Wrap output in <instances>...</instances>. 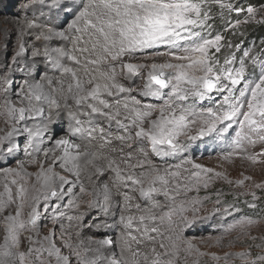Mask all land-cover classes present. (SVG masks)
<instances>
[{
	"label": "snow or ice",
	"instance_id": "1",
	"mask_svg": "<svg viewBox=\"0 0 264 264\" xmlns=\"http://www.w3.org/2000/svg\"><path fill=\"white\" fill-rule=\"evenodd\" d=\"M213 7L220 9L221 16L224 15L225 9L229 13L234 11L237 15L246 11L247 15L243 21L240 19L234 22L227 21L226 31L235 30L241 24L255 20L258 12V9L251 5L245 10L241 7H234L226 0H88L68 27L81 31L77 28V24L83 21V30L91 31V48L96 53L94 59L86 62L97 68L106 65L108 70L99 72V76H92L86 82L92 86L86 88L85 82L78 78L77 72L72 67L61 65L59 60L51 54L46 53V55L54 67L58 70L62 69L64 74L71 75L74 83L68 84L67 94L72 96L77 106L86 104L91 113L105 117L110 123L115 121L117 127L126 134L118 136V140L131 139L132 130H134L137 141H146L150 145L151 152L158 158L183 154L192 142L226 133L234 126H236L234 143L237 147L245 140L254 143V136L264 141V60L252 56L251 50H244L238 61L232 53L230 56H225L221 62L217 54L225 46V38L219 32L213 35ZM261 9H264V5ZM257 22L264 23V19ZM31 26L32 24H29V27ZM51 36L65 38V33L50 30L49 35L44 36L43 39L47 40ZM79 39L81 37H77V40ZM227 47L239 49L240 45H233L228 41ZM20 51H23L22 45ZM79 51L88 52L89 50L82 48ZM53 52L77 64L80 63L76 56L66 51L53 49ZM19 54L18 52L17 55ZM138 55L151 59L153 62L133 63V58ZM160 58L166 59L157 62ZM246 61L259 66L258 75L249 76L247 74ZM237 63L238 66H236ZM117 65L122 70H126L130 77L139 76L146 70L143 87L138 92L141 99L131 96L133 90L117 82ZM46 83L51 85L52 80L46 79ZM59 83L63 92L64 82L61 80ZM4 92L7 93V88ZM125 93L128 94V98L123 101L122 107L127 115L123 119H118L121 116V100L118 97ZM105 94L108 97H114L115 94V105L102 98ZM22 99L27 102V107H16L5 99L2 106L4 115L14 123L22 124L23 127H11L7 133L0 136V146H3L6 141L11 143L12 138L18 133H24L27 139L23 151L27 155L39 154L42 151L40 145L43 143V138L49 131L48 124L43 119L45 108L42 105L57 110L60 106L57 99L45 90L43 82L28 83L26 81ZM149 99L158 102L152 103ZM206 100L211 102L207 107L200 103ZM113 108L115 111L112 110ZM69 117L73 121L68 129V137L71 139L65 137L54 140L55 146L62 149V154L56 157L54 163L59 162V166L71 173L75 179H69L56 173L51 167L44 169L41 166L40 172L35 176L39 187L34 188L33 206L27 220L22 218V209L28 189L24 184H18L16 179L10 181L11 185L17 186L16 194L20 198V205L14 215L10 213L3 217L4 235L3 242L0 243V264H72L70 256L75 257L76 264H126L125 261L115 258V254L104 255L102 251L104 246L113 244L110 238L88 239L89 246L84 247L83 252L79 250L84 245L83 240L75 245L65 240L64 247L71 249L69 256H65L61 248L56 246L54 229L43 237H39L37 233L36 240L29 236L27 238L30 241L29 246L26 250L21 249V232L32 231L36 228L40 217L37 205L42 202L47 211L50 207V200L72 194L76 187H79L81 193L86 191L79 179V162L82 158L95 157L96 154L87 150L81 152V145L74 143L73 140L77 138L91 140L97 128L92 126L91 121L88 122V126H85L74 112H69ZM38 118V122L28 126L27 121H37ZM47 119L50 121L51 116L49 115ZM99 134L102 137L105 136L104 128H99ZM49 142H53L51 138ZM105 143H110V141L105 140ZM17 150L18 146L15 144L6 148L9 154ZM43 151L47 156L50 150ZM140 151L144 159L132 167L150 169L149 173H142L145 178L123 175L118 165L113 167L114 161H109L107 167L115 173L117 181L139 186L142 198L150 200L154 194L162 193L172 202L167 210H164L163 206L158 203L153 204L154 208H161L162 214L159 216L149 212L139 217L123 215L119 217V223L125 229H132L136 221L143 225V228H136L135 231L147 235L159 231L157 227H150L149 223L167 221L171 225L174 222V216L184 213L187 205L196 204L199 201L193 198L188 201L181 200L177 204L176 199L180 192L187 193L192 188L188 184L179 182L181 175L179 171L165 170L161 173L159 168L148 159V153L143 149ZM232 155L233 153H228L225 158H230ZM260 155H264V151ZM131 158L132 154L129 152L128 161ZM248 159L255 162L257 157L253 155ZM182 163L192 164L194 171L187 179L195 182L197 190L199 186L204 188L209 186L208 174L213 172L212 169L195 164L190 159ZM176 167L179 168L180 165ZM95 171L102 175L104 170L97 166ZM5 175H13L23 180L25 176L31 174L25 172L23 165L20 164L18 169H7ZM215 175L220 176L221 174L215 173ZM145 180L147 187H145ZM170 180L177 181L171 189L169 188ZM237 183L242 184L243 181H237ZM157 184L160 187H157ZM257 187H264V185H257ZM90 195L93 197L87 201L90 207L107 210L112 196L109 184L105 183L94 188ZM13 202V189L9 183H5L4 192L0 193V212H3ZM65 207L77 208L79 205L75 199H69ZM64 215V212L56 208L52 219L55 221ZM68 219L71 221L72 217ZM181 220L185 226L191 223L182 215ZM255 223L257 221L245 219L239 221L237 225H231L230 228L237 226L244 228ZM127 236L130 240H136L131 232H128ZM121 239L123 240V237ZM250 239L257 238L250 236ZM178 241L179 237H176L171 242L170 248L161 243L162 252L152 248L151 257L139 249L131 251L133 264H140V258L145 264H177L180 252ZM124 242L127 244V241ZM256 247H264V244L256 245ZM192 250V243L186 242L185 251L191 253ZM197 255L205 254L197 250ZM211 256L216 261L223 260L224 264H232L230 257H238L242 264H264V254H257L253 258L250 249L225 253L222 257L215 253Z\"/></svg>",
	"mask_w": 264,
	"mask_h": 264
},
{
	"label": "bare ground",
	"instance_id": "2",
	"mask_svg": "<svg viewBox=\"0 0 264 264\" xmlns=\"http://www.w3.org/2000/svg\"><path fill=\"white\" fill-rule=\"evenodd\" d=\"M3 0H0V2ZM40 1V0H39ZM57 1V0H56ZM68 3V13H72L76 8H79L82 0H66ZM71 1V2H69ZM84 1V0H83ZM86 0L84 3H87ZM83 3V4H84ZM52 4V3H51ZM50 4V5H51ZM83 4L77 11V14L73 17L71 14L70 19L72 21L76 18L79 12L83 8ZM23 7V6H22ZM52 7V6H51ZM35 6H32L27 9H22L20 18H15L16 16L8 15V17H0V136L7 133L11 127L22 128V124H17L11 121L6 115H4L3 111V104L5 99L9 100L12 104L16 107H27V102L22 99L23 96V88L25 82L33 83V82H43L45 83V90L50 92L51 95L57 99L59 103V110L54 108H49L47 105H42L45 108V116L44 121L47 122L49 131L43 138V143L40 145L42 153L40 156L39 154L33 153L32 155H27L23 149L26 144V134L18 133L15 135L11 143L5 142L3 146H0V162H5V160H11V166H16L14 169H18L19 162L23 163L26 167L27 173L31 174L30 176H25L24 178L29 179L33 185V191L30 195H26L24 200L23 209H29L31 212L32 208V196L35 195L34 188H38L39 184L37 183L35 176L41 170V166L44 169L51 167L55 169L59 166V162L54 163L56 161V157L62 154V149L57 148L54 144L55 139H59L57 137L65 138L68 137V129L70 124L73 123L71 118L69 117V112H74L77 114V118L82 121L85 126H88V122H92V126L97 128V132L94 134V138L88 140L87 138H77L73 140L74 143H79L81 145L80 151L84 152L87 150L88 152L95 153V157H86L80 160V181H82L83 187L86 189L85 192L81 193L79 187L73 189L72 194H66L60 198L54 199L59 200V203H63L67 205L69 199H75L79 207L77 208H63V212L65 215L57 220H69L68 217H72L70 223H67L66 226L70 228V232H72L73 237H69L67 241L72 243L73 245L78 244L81 240L84 241V245H88V239H95L100 240L104 238H110L113 241L112 245L104 246L102 251L104 252L105 256H108L107 252H116L119 255L118 259H121L126 262V264H133V258L131 256V251H135L139 249L141 252L149 250L151 253V249L155 248L158 252H162L163 249L160 248V244L163 243L166 247L170 248L171 242L176 238L179 237L178 235V228L176 227L178 216L173 217V223L171 225L168 224L167 221L164 223H149L150 227H157L159 231L157 233H149L147 235H142L141 232L135 231L136 228H143V225L139 224L138 222L134 221L132 229H125L119 223V217L123 216H132V217H139L140 215H147L149 212L159 216L162 214V210L159 207L154 208L153 204L158 203L159 205L163 206L164 210H167L168 207L172 205L170 203H163L161 200L160 194H154L152 199H144L140 196L139 193V186L132 185L131 183L125 184L124 182L117 181L115 178V173L110 170L107 165L109 161H114L113 167L117 165L120 167L123 175H132L136 178H145L142 176V173H145L144 168L135 167L133 168L132 165H137L138 161L143 160L144 157L141 153V149L144 152L145 148L142 145V142H138L135 135L134 130H132L133 135L131 139H126L124 141L118 140L117 137L121 135H126L122 129L118 128L115 121L109 122L105 117L93 114L88 109L87 105H80L77 106L75 101L73 100L72 96L67 94V87L69 83H74L70 74H64L62 69L58 70L54 67L53 63L48 59L46 53L53 55L54 58L58 59L60 64L66 63V66L72 67L78 75V78L81 81L85 82L86 88H91L92 85L87 84L86 82L92 76H99V72L107 71L106 65H101L99 68L97 66L88 64L86 61L90 59H94L96 57V53L92 51L91 44V31H84L83 30V21H80L77 24V28L81 29V31H76L75 29H69V24L66 28L62 31L65 33V38H61L59 36H51L49 39H43L44 36L49 35V31L52 32H59L55 28H47L41 29L39 33H35L41 28L40 25L37 23H33L28 21L26 18L27 12L29 9H34ZM38 8V7H37ZM42 9V8H41ZM40 9V10H41ZM50 9V8H49ZM38 10V9H37ZM58 12V19L56 28L58 25H61V19L65 14L68 13L61 12L60 10H56ZM14 12V11H13ZM54 10L51 11L53 14ZM61 12V13H59ZM17 13V12H16ZM19 15V14H18ZM41 15V14H39ZM54 16V15H53ZM39 17V16H38ZM37 17V18H38ZM56 15L54 16V18ZM48 19V18H47ZM42 20V19H40ZM29 24H32L29 27ZM42 25V24H41ZM63 25V24H62ZM70 34V38H67V35ZM39 37V39H38ZM77 37H81V39L77 40ZM21 45L23 46V51H20ZM88 48V52H81L79 49ZM12 50V54L10 57H7V53L9 50ZM53 49H60L66 51L70 55H74L80 61L79 64L75 63L74 61L68 60L66 57H60ZM20 53L17 55V53ZM34 53H36L34 55ZM29 54V58L27 55ZM127 59V58H125ZM142 57L137 56L133 58V63H141ZM28 65L33 66V69H29ZM38 70H41V76L38 81L35 80V76L38 75ZM43 72V73H42ZM122 70L117 65V82L124 84L125 87L134 90V92L138 95V92L141 90L140 82L142 73L137 76L136 81H134L133 85H125L126 78H128L123 73ZM51 79L52 84L48 85L46 83V79ZM63 81V92L61 91V84L59 81ZM6 81V83H5ZM14 81L17 84H14ZM103 82V81H100ZM18 83L20 86L18 87ZM7 88V93L4 92V89ZM55 89V91H53ZM65 96H67V100H65ZM140 98V96L138 95ZM107 99L110 104L115 105V94L114 97H108L106 94L102 97ZM121 100L120 112L121 116L118 119H123L127 113L122 107L123 101L128 98L127 93L122 94V96L118 97ZM92 102V101H89ZM97 106L98 102H97ZM115 111V108L112 109ZM51 116V120L49 121L47 118ZM7 121V123H6ZM29 120L27 121L28 126H31L32 123L38 122ZM104 128L105 136H101L99 134V128ZM53 131V134H51ZM61 131H64L60 134ZM51 132V133H49ZM22 137L23 143L18 142V139ZM49 138L53 142H49ZM71 139V137H68ZM105 140L110 141V143H105ZM136 143L138 145H136ZM145 143V142H144ZM15 144L18 146V150L12 153H7L6 148ZM131 145V147H129ZM50 150L47 156L44 155L43 150ZM123 149V151H121ZM131 152L132 158L128 161V153ZM36 155L37 160L34 161L33 158ZM153 157V156H150ZM149 158V157H148ZM127 161V163L125 162ZM58 165V166H57ZM3 167L1 169L2 175L4 172L9 169V167ZM102 167L103 174H97L95 171V167ZM147 172V171H146ZM60 175L66 176L69 179H75V177L62 169L59 173ZM1 175V176H2ZM23 175V173H21ZM20 179V178H19ZM109 184L111 188L112 196L109 201L107 210H103L101 208L90 207L87 204V201L93 199L92 193L94 188L100 187L102 184ZM10 187L13 189V185L10 184ZM29 185V184H28ZM158 185V184H157ZM67 187V186H66ZM145 187H147V182L145 180ZM4 192V185L0 189V193ZM17 190L13 189V199L14 202L10 204L8 207L5 208L3 212L0 213V217L3 218L8 214L14 215V208H17L20 205V198L16 194ZM182 198L181 200H183ZM51 201V200H50ZM178 201V200H177ZM57 203V202H56ZM41 205V207H40ZM51 205V204H50ZM139 206V207H137ZM38 210L40 212V220H53L52 217L54 215V211H51V206L45 211L43 207V203L41 202L37 205ZM59 207V206H58ZM60 208V207H59ZM53 209V208H52ZM113 209V210H112ZM62 210V209H61ZM66 210V211H65ZM112 210V212H111ZM92 213V214H91ZM93 215V220L90 221L89 224H83V220L85 217ZM118 217L113 222H108L107 219L113 220V217ZM63 218V219H62ZM63 222V221H62ZM58 224V223H57ZM50 226V225H49ZM117 226L120 227L118 231L115 232ZM38 225H36V228ZM64 227V226H63ZM36 228L34 230H36ZM48 226H44L42 231H48ZM52 229L49 230V232ZM129 230V231H128ZM1 231H3L2 224H0V236L2 235ZM33 232V230H32ZM98 233H104V235H96ZM131 232L132 236L136 237V240L128 239L127 233ZM78 233H80L78 235ZM42 234V233H41ZM88 234V235H87ZM77 235L78 237H76ZM123 237V240L121 239ZM151 237V238H149ZM59 239V238H58ZM62 239V238H61ZM34 240V239H33ZM124 241H127L125 244ZM180 243V240L178 241ZM0 243H2L0 241ZM83 245V246H84ZM130 245V249H129ZM57 247H60L62 250V254L65 256H69L71 249L64 247V242L56 243ZM83 246L79 249L83 252ZM89 246V245H88ZM95 247V245H91V247ZM73 264H76V260L74 256H70Z\"/></svg>",
	"mask_w": 264,
	"mask_h": 264
},
{
	"label": "rangeland",
	"instance_id": "3",
	"mask_svg": "<svg viewBox=\"0 0 264 264\" xmlns=\"http://www.w3.org/2000/svg\"><path fill=\"white\" fill-rule=\"evenodd\" d=\"M85 1L86 0L81 2L79 8ZM226 2H230V0H226ZM233 5L234 7L244 8L245 10L249 6V5L238 6L236 4ZM262 5L264 4H260L258 6L251 5L257 8L258 12L255 20L250 21L248 23L251 22L255 23L257 21H260L262 18H264V9H261ZM32 6H35L36 8L28 10L27 12L28 17L26 19L35 24L37 23V25L41 26V28H39L38 31L35 32L36 34L39 33L41 29H47V28L50 29L55 28L57 31H62L64 28L67 27L69 22H71L70 16L72 13H74V11L72 13H68V10H66L68 9L67 7L68 3L66 0H57V1L56 0H40V1L39 0H3L0 2V17H8V15L14 14L16 16L15 18H20V14L22 12L21 10L23 8L27 9ZM79 8H76V10L78 11ZM52 10H54V12H52L53 14H51ZM56 10H60L61 12L68 13L67 15L65 14L63 21L62 19L60 20L61 25H58L59 26L58 28H56L57 25L56 20L58 19L57 18L58 12ZM76 10L75 13L72 15L73 17L77 14ZM218 10L220 11L219 8ZM225 10L228 11L227 9ZM229 14L231 18L227 19V21L230 20L232 21L234 18H241L240 20L243 21L247 15L246 11L242 12L239 15H237L234 11ZM53 15L54 16L56 15V17L54 18ZM243 24H241L235 30L229 29L227 31L225 30L227 28L226 25L225 29H223V31L220 33L223 36L225 35L237 36V33L239 34V32H235V31H238L239 28L244 29L245 27L243 26ZM67 38L68 39L70 38V34L67 35ZM228 41H230L233 45L239 44L240 45L239 49L243 51L245 50L243 49L244 47L241 43L233 42L230 39L229 40L225 39V46L222 48V50H226L227 54L220 56L219 54H217L220 57L221 62H223V58L225 56H230L232 53L235 54V50H238L237 48L229 49L227 47ZM11 54H12V50L10 49L7 53V57H10ZM149 55H151V53H149ZM138 56L142 57L141 63L153 62L151 59H145L144 56L142 55H138ZM29 57L30 56L28 54L27 58ZM162 59H166V58H160L157 60V62H161ZM246 64H250L252 66V69L250 71H248L247 69V74L249 76H253L254 74L256 75L259 74L260 68L258 65H253L251 61H246ZM62 65L66 66V63L64 62L62 63ZM236 66H238V63ZM28 68L33 69V66L28 65ZM37 72L38 75L35 76L36 81H38L41 76L40 74L41 70H38ZM125 72L126 70H124L123 73L125 74ZM145 75H146V70L142 72V76L140 78L141 89L144 84ZM127 77L128 78L124 80L125 85L127 86L128 84L133 85L134 81H136L137 79V76L135 77L127 76ZM14 84H17V82L14 81ZM19 86L20 83H18V87ZM131 96H135L137 99H141V97L139 98L138 95L134 92V90L132 91ZM149 102L157 103L158 101L154 99H149ZM200 103L203 106L207 107L210 105L211 102L206 100ZM51 132L49 133L53 134V131ZM62 132L64 131H61L60 134ZM193 134H195V131H193ZM57 138L61 139V136ZM235 138H236V126H234L233 129H230L226 133L204 137L203 139L192 142L189 145L186 152L183 154H179L175 157H165V158L156 157L151 152L150 145L146 141L145 143L142 142L145 151L148 153V157H149L148 159L152 162V164H154L159 168L161 173H163L165 170L179 171L181 174L179 182L188 184V186L192 188V190L187 193L181 191L176 199V203L177 204L180 203L182 198H184L183 199L184 201H188L193 198H196L199 201L196 204L187 205L185 212L179 214L178 216L176 227L178 228V235L180 240V252H179V259L177 261V264H224L223 260L220 261L214 260L211 256L212 253H215L218 256L222 257L225 253H236L250 249L253 258L257 254H264V247H256V245L264 244V214L262 215L260 214L258 217L255 216L234 217V212L230 211L229 207L226 205L227 203H225V200H228L229 198H233L235 199L234 201L240 200V202L244 204L243 207L246 206L249 207L250 204L247 202H251V204H253L254 203L253 201L255 200V198L258 197L259 194L260 195L264 194V187H257V185H264V155H260V153L264 151V141L254 136L253 137V140L255 141L254 143L245 140L239 145V147H237V145L234 143ZM22 140H23L22 137H20L18 139V142L23 143ZM136 145L138 144L136 143ZM228 153H233V155L230 158L226 159L225 157L228 155ZM41 154L42 153H40L39 156ZM253 155L257 157L255 162L248 159L249 156H253ZM189 159L195 164H200L206 168L213 170L212 173L208 174L210 177V183L207 188H204L203 186H199L197 190L195 186V182L189 181L187 179L190 176L191 172L194 171V169L192 168V164L182 163V162ZM33 160L34 161L37 160L36 155L34 156ZM12 163L11 160H5V162L4 161L0 162V189L3 187V185H5V183H9L11 180L16 179L18 181V184H24V186L28 189L27 196L30 195L33 191L32 190L33 185L29 179L24 178L23 180H21L19 179V177L13 175L6 176L5 172L2 175L1 169H3V167L11 166ZM20 164L23 165V168L26 171V167L24 166V164L19 162V165ZM177 165H180V167L177 168L176 167ZM15 167L16 166L13 167L11 166L9 168L14 169ZM53 171L56 173H60L62 171V168L58 166L57 168L53 169ZM144 171L145 173H149L151 170L145 167ZM215 173H220L221 175L216 176ZM246 177L248 179H246ZM237 181H243V183L238 184ZM176 182L177 181L170 180L169 188L170 189L173 188L174 183ZM156 186L160 187L159 184ZM13 189L17 190V186L13 185ZM160 195L163 203L171 202L162 193H160ZM58 202L59 200L49 201V204H51L50 205L51 211H54V209L59 207L61 212H63V208L67 210V208L65 207L66 205H64L63 203L58 204ZM228 205L230 206V204ZM16 209L17 208H14V214ZM29 213H30L29 209L28 210L22 209V218L27 220ZM181 215L191 223L185 226V224L181 220ZM117 218L118 217H116L115 215V217H113V220L107 219V221L111 223L115 221ZM245 219H252L254 221H257V223L244 228H241L239 226L230 228L231 225H237L239 221ZM89 220L90 221L93 220V215L85 217L83 220V224L91 223ZM67 223H70V221L66 219L55 220V221L50 219L47 220L43 219L37 221L38 227L36 228V230H33V232L27 230L21 232V240H22L21 249L26 250L27 247L29 246L30 241L27 239L29 236H31L32 239L36 240L38 238L37 233H39V237H43L44 235H47L49 233L50 229L55 230V243L61 241L64 242L65 240H68V238L73 237V235L72 232H70L71 231L70 228L66 226ZM0 224H2V227H4V219L1 217H0ZM44 226H48V229H46L48 231H42ZM119 229L120 227L117 226L114 233L116 234V231H118ZM1 233L2 235L0 236V241L3 242L2 237L4 235V231H1ZM96 235H104V233L96 232ZM75 236L78 237L77 235ZM250 236L256 237L257 239L252 240L250 239ZM188 241H190L193 245V250L191 253L185 251L186 242ZM84 247H88V245L87 244L84 245L83 249ZM197 250H199V252L201 253H204L205 255L203 256L197 255ZM144 252L148 253L149 256L151 257V253L149 252V250H146ZM107 253L108 256H112L113 254H115V258L117 259L119 258L118 256L119 254L116 252L109 251ZM230 259L232 260V264H242V261L238 257H230ZM140 264H145L142 258H140Z\"/></svg>",
	"mask_w": 264,
	"mask_h": 264
},
{
	"label": "trees",
	"instance_id": "4",
	"mask_svg": "<svg viewBox=\"0 0 264 264\" xmlns=\"http://www.w3.org/2000/svg\"><path fill=\"white\" fill-rule=\"evenodd\" d=\"M232 4L236 5H253L258 6L260 4H264V0H230ZM212 12L214 15V19L212 21L213 24V34H216L217 32H222L223 29H225L227 25V19L231 18L228 11L224 10V15H220V11L218 10V7H213ZM236 19L241 18H234L232 21H235ZM264 19V18H262ZM261 19V20H262ZM260 20V21H261ZM231 21V20H230ZM245 27L244 29L239 28L237 33V36H224L226 40H231L233 42H238L243 45V49L245 50H251L250 54L255 57H259V59L264 60V23L260 22H251L243 24ZM241 32V33H240ZM243 50H235V56L237 60L243 55ZM226 50H221L219 53L220 55H226ZM248 71L252 69V66L250 64H246ZM233 198H229L228 200H225L226 205L229 207L230 211L234 212V217H251L255 216L258 217L260 214H264V194L258 195L257 198L253 201L254 203L251 204V202H247L250 204L249 207H243L244 204L240 202V200H236ZM236 203V204H235ZM230 204V206L228 205ZM251 207V208H250Z\"/></svg>",
	"mask_w": 264,
	"mask_h": 264
}]
</instances>
